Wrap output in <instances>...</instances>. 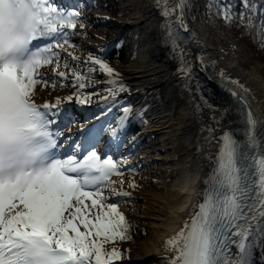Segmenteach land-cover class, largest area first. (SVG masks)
<instances>
[{"label":"snow or ice","instance_id":"snow-or-ice-1","mask_svg":"<svg viewBox=\"0 0 264 264\" xmlns=\"http://www.w3.org/2000/svg\"><path fill=\"white\" fill-rule=\"evenodd\" d=\"M179 2V30L175 37L172 31L166 33L174 50L183 39L180 31H189L183 11L187 0ZM240 6L247 11L249 29L258 11L264 17V7L258 9L256 0H241ZM174 12L161 14L167 18ZM221 13L226 23L234 18L229 4L221 6ZM238 15L243 23L245 12ZM80 16L78 10L58 8L54 0H0V264H112L120 255L101 242L117 235L125 238V216L118 202H105L111 196L131 195L112 187L116 182L111 177L123 174L118 161L110 155L101 158L95 136L82 149L74 143L61 153L64 142L58 144L63 134L58 124L61 105L74 98L84 104L88 97L77 92L43 104L32 98L38 84L55 88L56 78H68L61 68L69 65L61 64L60 53L67 51L65 45L72 46L69 30H76ZM259 26L264 28V20ZM84 63L116 75L99 57L90 55ZM46 66L51 73L40 71ZM178 72L187 78L191 67L181 66ZM71 73L75 82L84 79L77 69ZM220 76L229 79L224 72ZM230 82L241 93L247 91L238 80ZM84 87L80 82L79 88ZM126 90L121 86L117 91ZM241 93L231 91L243 107L247 144L242 149L230 134L222 137L203 203L194 206L189 222L166 241L175 252L169 264H254L257 249L264 260V140L254 134L264 119L254 115ZM110 95L119 103L116 92ZM118 130H111L110 138H116Z\"/></svg>","mask_w":264,"mask_h":264},{"label":"bare ground","instance_id":"bare-ground-1","mask_svg":"<svg viewBox=\"0 0 264 264\" xmlns=\"http://www.w3.org/2000/svg\"><path fill=\"white\" fill-rule=\"evenodd\" d=\"M120 1L130 8L129 15L120 18V27L122 30L132 29L135 38L141 42L135 51L136 58L130 65H110L116 72L110 84L128 83L127 90L116 96L119 103H115L107 93L95 92L93 88L61 87L60 78H56L55 88H43L38 84L32 98L37 104H43L54 103L56 97L63 98L77 92L81 97H88V102L84 104L77 103L74 98L70 104L61 105L58 121L63 133L60 139L64 142L61 153L68 151L74 143L82 149L89 139L86 137L87 131L94 125H101V120H90L83 116L76 117L68 125L64 124L65 114L71 109H86L88 112L102 109L108 118L122 104L128 106L123 126L120 127V122L114 129L105 126L104 129L108 131L102 133L96 150L99 155L112 151L114 157L118 158L119 171L124 175H113L111 179L116 183L112 187L131 193L127 197L111 196L105 202H118L121 211L130 220L137 221L140 218L138 202L144 200L143 218L149 223V233L136 244L118 242L117 239L101 242L107 251L114 248L119 252L120 255L112 259V264L121 262L120 257L124 253H132V258L127 262L129 264H169L168 258L174 256L175 252L166 245V241L175 237L189 222L194 206L203 203L206 182L215 168L222 137L228 133L236 141L246 138L243 107L239 99L231 94V91L241 93V90L230 81L238 80L247 89L241 94L248 107L256 117L264 119V77L260 65L245 71L238 59L227 51L222 52L221 49L225 47L223 40H226L235 45L239 53H246L235 43V34L217 40V46L212 42L198 20V8L188 0L183 11L189 31H180L183 39L177 41L175 50L172 38L166 33L172 31L176 35L179 30V0ZM172 9L175 12L169 17L162 16L163 10ZM82 11L80 23L84 27L81 30L79 23L72 36L68 37L72 46L65 45L67 51L60 53L62 65L64 62L71 64L72 57L68 53L79 57V61L84 63L90 55L82 54L81 50L101 52L111 45L98 31L97 24L103 13L92 4L83 7ZM181 66L191 67L189 77L178 72ZM61 70L69 72L70 67H62ZM40 71L51 73V66ZM221 72L229 79H222ZM48 78L51 80V75ZM93 98H97L98 102H91ZM137 114L148 117L145 134L150 133L159 140L148 148L135 150L132 147L138 142L136 140L123 145L121 149L120 135ZM116 129H119L116 138H110L111 130ZM255 131L262 133L264 140V124H258ZM110 140L113 143H109ZM136 170L140 173L134 174ZM145 179L149 180L151 188L143 182ZM133 183L135 188L130 186ZM109 195L105 188V197ZM254 264H264L258 249L254 252Z\"/></svg>","mask_w":264,"mask_h":264},{"label":"rangeland","instance_id":"rangeland-1","mask_svg":"<svg viewBox=\"0 0 264 264\" xmlns=\"http://www.w3.org/2000/svg\"><path fill=\"white\" fill-rule=\"evenodd\" d=\"M188 1L192 5L194 4L198 8V12H197L198 20L200 21L203 29L210 36L212 42L217 46V45H219L217 43V40H220L227 35L235 34L236 35L235 43L240 45L245 50L246 53L245 54L239 53L237 51V47L235 45L231 44L229 41H226V40H223L225 47H223V49H221L222 52L227 51L233 57L238 59L243 64V69L245 71H249L252 69V67H258V65H260L259 68H260L261 73L264 77V46H260L258 42H257L258 44H255L249 35L241 33L240 30L236 26L232 25L231 28H228V26L226 25V22L222 21V19L224 20V18L222 16L221 9H220L221 4L218 0H188ZM164 2H165V0H164ZM114 4H115V7H113ZM93 5L97 8L98 11L103 13L102 18L100 19V21L97 24L98 25V31L104 35L106 41L109 42L111 44V46L109 47V49H107L105 51H101V52H88V51H84V50H81L80 52L82 54H89L93 57H101L105 52L113 49V47H114L113 45H114L115 41L120 36L119 34L122 33V31H123L124 36H123V38L120 39V41L122 39L123 40L127 39L128 46H130L129 47V54L132 56V58L129 61H127L126 63L125 62L119 63V64L116 63V65L117 66H124V67L130 65L131 62L136 58L135 51H136V49H138L140 42H141L140 40H137L135 42L134 46L129 45L130 44V37L131 38L135 37L134 31L130 28L122 30L123 28L120 27V25H121L120 24V18H126L130 13V8L126 7L125 4L122 3L120 0H106V1L105 0H96L93 2ZM74 10H76V9H70V10H64V11L67 12V11H74ZM77 10L82 15L83 11L81 9H77ZM109 14H111V15H109ZM109 16L112 17L111 22L109 20H107V18ZM80 21L81 20L79 18V22L77 23V25L80 23ZM69 32H70L69 37H71L73 31L69 30ZM70 63L71 64L69 65L70 71L68 72V74H69L68 78L66 80H62L63 87L66 89L79 88V83L82 82L85 85V87L81 90L93 88L95 90V92L101 91V92L107 93L108 96L110 98H112V95H110L111 92H116L117 93L116 96H118L122 93V91H117V90L121 86H123L124 88H126L128 86V83H125V82L119 83L117 85L110 84V81L112 80V76H109L106 72L101 71L99 69L98 65L84 64V63L80 62L79 60H73V59H71ZM90 68L95 69V70L89 71ZM71 69H77L79 71L80 75L84 79L80 82H75V77L72 75ZM101 72H103L104 75H102V74H101V76L98 75ZM93 74H97V76H98L96 81L91 80ZM105 77H106V79L104 80ZM74 82H75V86H74ZM37 87H38V85L36 86V88ZM90 101L91 102H98L97 98H93ZM125 107H127V106H125ZM125 107L121 108L120 110L123 111V109ZM98 111H99V112H97L98 116L100 115V113L101 114L103 113L101 110H98ZM123 114H125L124 111L122 112V115L119 114L115 120H113V117H112V119H111L113 121L111 124L112 129L120 122L122 116H124ZM146 125L147 124H145L144 129H143L140 137H135V138H131L128 140L129 143H134L136 140H138V142L135 143V145H133V147H132L135 150L148 148V147L152 146V144L154 142H157L159 140V139L155 138L150 133L145 134ZM112 158H113V156H112ZM114 160H116V159H114ZM130 171L132 172V170H130ZM121 173H123V172H121ZM139 173H140L139 170H136L134 172V174H139ZM122 175H124V173ZM115 176H121V175H115ZM143 182L146 183L147 187L151 188L149 180L145 179ZM144 202H145L144 200H141L138 202V205L140 207V211H139L140 212L139 213L140 218H139V220L132 221V220H130V218L127 217V215H125L133 227H136V226L140 227V229L142 230V233H143V237L138 238L134 242H126V243L136 244L137 242L145 239L149 233V223L146 220V218H143V216L145 215L144 208L142 207L144 205ZM115 239H117L118 242H121L118 235L116 236ZM131 258H132V253H124L121 255L120 260L125 261V260H129Z\"/></svg>","mask_w":264,"mask_h":264},{"label":"trees","instance_id":"trees-1","mask_svg":"<svg viewBox=\"0 0 264 264\" xmlns=\"http://www.w3.org/2000/svg\"><path fill=\"white\" fill-rule=\"evenodd\" d=\"M218 1L220 2L221 6L224 4L231 5V12L234 18L231 22L226 23L228 28H231L232 25H234L240 30L241 33L249 35L255 44L259 43L260 46L264 45V28H261L259 26V22L261 20H264V17H262L259 14V11L257 12V15L253 18V26L251 27V29H249L247 27L248 14L245 9L241 8L240 6L241 0H218ZM249 2H251V0H249ZM256 3L258 6V9L264 7V0H256ZM113 7H115V4L113 5ZM241 11L245 12L243 23H241L240 16L238 15ZM222 21H225V20L222 19ZM126 43H127V39L123 40L120 43L117 49L118 51L113 52V54L111 55L110 61L116 62L119 64V63H124V62L126 63L132 58V56L129 54L130 46L124 47V44ZM129 45H131V43ZM124 229L125 230L123 232V236L125 238L121 239L124 242H134L138 238L143 237V233L140 227L139 226L133 227L126 218H125Z\"/></svg>","mask_w":264,"mask_h":264},{"label":"water","instance_id":"water-1","mask_svg":"<svg viewBox=\"0 0 264 264\" xmlns=\"http://www.w3.org/2000/svg\"><path fill=\"white\" fill-rule=\"evenodd\" d=\"M174 34V33H173ZM175 35V34H174Z\"/></svg>","mask_w":264,"mask_h":264}]
</instances>
